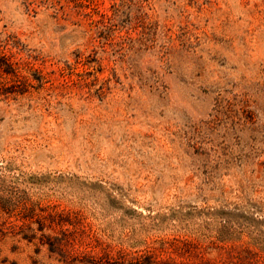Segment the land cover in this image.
<instances>
[{
  "label": "rangeland",
  "instance_id": "374dc122",
  "mask_svg": "<svg viewBox=\"0 0 264 264\" xmlns=\"http://www.w3.org/2000/svg\"><path fill=\"white\" fill-rule=\"evenodd\" d=\"M0 264H264V0H0Z\"/></svg>",
  "mask_w": 264,
  "mask_h": 264
},
{
  "label": "trees",
  "instance_id": "16d2710c",
  "mask_svg": "<svg viewBox=\"0 0 264 264\" xmlns=\"http://www.w3.org/2000/svg\"><path fill=\"white\" fill-rule=\"evenodd\" d=\"M3 71H5L6 73H10V72H12L10 69H8V68H3ZM32 237H35V236H32Z\"/></svg>",
  "mask_w": 264,
  "mask_h": 264
}]
</instances>
